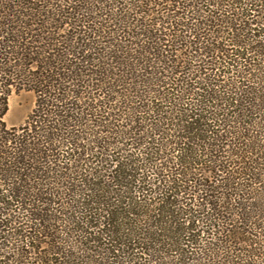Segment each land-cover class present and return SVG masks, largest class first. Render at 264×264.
Segmentation results:
<instances>
[{"label": "trees", "instance_id": "1", "mask_svg": "<svg viewBox=\"0 0 264 264\" xmlns=\"http://www.w3.org/2000/svg\"><path fill=\"white\" fill-rule=\"evenodd\" d=\"M3 261L264 264V0H0Z\"/></svg>", "mask_w": 264, "mask_h": 264}, {"label": "rangeland", "instance_id": "2", "mask_svg": "<svg viewBox=\"0 0 264 264\" xmlns=\"http://www.w3.org/2000/svg\"><path fill=\"white\" fill-rule=\"evenodd\" d=\"M36 93L33 90L13 89L8 96V109L3 115V120L8 127L24 124L35 107ZM14 207H12V210ZM11 213V210L8 211ZM5 216V215H4ZM9 216H7V219ZM45 249L46 245H42ZM34 260V259H32ZM34 262V261H32ZM0 264H12V262H0Z\"/></svg>", "mask_w": 264, "mask_h": 264}]
</instances>
